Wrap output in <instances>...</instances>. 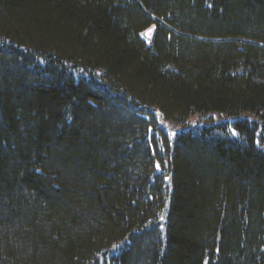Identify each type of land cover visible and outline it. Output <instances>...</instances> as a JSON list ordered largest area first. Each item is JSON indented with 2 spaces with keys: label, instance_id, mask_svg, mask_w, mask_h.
<instances>
[{
  "label": "trees",
  "instance_id": "obj_1",
  "mask_svg": "<svg viewBox=\"0 0 264 264\" xmlns=\"http://www.w3.org/2000/svg\"><path fill=\"white\" fill-rule=\"evenodd\" d=\"M0 264H264V0H0Z\"/></svg>",
  "mask_w": 264,
  "mask_h": 264
},
{
  "label": "rangeland",
  "instance_id": "obj_2",
  "mask_svg": "<svg viewBox=\"0 0 264 264\" xmlns=\"http://www.w3.org/2000/svg\"><path fill=\"white\" fill-rule=\"evenodd\" d=\"M149 33H150V31H146V32L143 33V35L148 36Z\"/></svg>",
  "mask_w": 264,
  "mask_h": 264
}]
</instances>
